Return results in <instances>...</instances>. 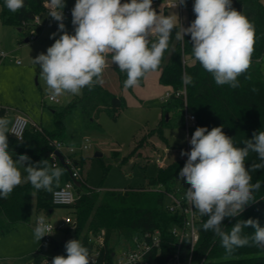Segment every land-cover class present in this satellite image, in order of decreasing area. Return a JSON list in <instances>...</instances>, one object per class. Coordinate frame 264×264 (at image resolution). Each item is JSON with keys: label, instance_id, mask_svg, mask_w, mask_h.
Wrapping results in <instances>:
<instances>
[{"label": "clouds", "instance_id": "clouds-1", "mask_svg": "<svg viewBox=\"0 0 264 264\" xmlns=\"http://www.w3.org/2000/svg\"><path fill=\"white\" fill-rule=\"evenodd\" d=\"M185 3L179 0L180 5ZM4 5L15 13L25 7V0H4ZM65 6V0H46L48 16L59 22L58 32L62 34L55 38L57 33H52L54 43L46 54L32 58L53 101L61 96H79L85 88L91 91L102 85L109 65H116L125 74V89L139 86L146 74L158 70L173 32L181 43L190 36L187 42L191 44L192 60L211 74L217 86L238 88V77L248 73L253 63L255 23L236 10L232 0H194L195 19L188 27L175 13L158 14L153 0H75L71 9L74 34L65 30ZM182 82L187 86L194 79L184 73ZM10 124L7 117H0V199H8L22 183L52 192L63 170L49 165L47 159L34 163L27 154L14 158L9 151ZM189 143L190 151L180 153L187 160L179 177L190 185L184 191L186 203L194 213L207 217L202 229L213 232L229 255L244 246L264 249V227L258 219L237 220L230 230L223 226L226 218L239 217L257 202L255 193L262 183H253L251 173L264 169V131L254 132L251 139L243 141V147H237L222 127H197ZM250 153L256 154L258 163L246 164ZM249 227L254 229L250 236L244 234ZM52 233L53 225L40 215L33 228L34 239L39 242ZM65 249L67 255L53 257L51 264H95L79 239L67 241Z\"/></svg>", "mask_w": 264, "mask_h": 264}, {"label": "trees", "instance_id": "trees-1", "mask_svg": "<svg viewBox=\"0 0 264 264\" xmlns=\"http://www.w3.org/2000/svg\"><path fill=\"white\" fill-rule=\"evenodd\" d=\"M158 0H153V4ZM124 2V0H122ZM46 0H25V7L15 13L10 12L0 0V21L3 26L20 29L21 34L34 33L41 28L35 26V17L45 11ZM65 8L68 7L65 0ZM236 10L242 11L256 27V43L253 63L248 73L238 77L239 87L217 86L208 72L191 58L190 36H185L183 43L175 40L173 32L169 48L165 51L159 72V83L173 92H183L181 97L171 96L161 107V122L149 135L159 134L163 137L165 128L178 122L185 128L184 113L187 109L195 117L194 131L197 127H222L224 133L232 137L237 147H243V141L251 139L254 132L264 131V3L263 0H236ZM195 19L192 9L189 11L188 24ZM123 89L125 74L114 65ZM187 73L194 83L184 85L182 75ZM247 75L251 79H246ZM146 76V75H145ZM145 77L140 81L144 84ZM133 88L126 89L132 91ZM255 89V91H253ZM126 107V100L117 96L102 85H96L91 91L83 89L82 97L66 107L50 108L46 123L40 119L32 121L39 127H30L22 141L8 136L9 150L13 157L27 154L36 163L47 159L49 165L55 166L56 144L78 147L84 140V130L99 129L98 117L102 111L115 116ZM4 117V112L1 113ZM78 122L80 130L72 125ZM148 135V136H149ZM146 140V138H144ZM166 141V139H165ZM142 142L132 151L135 155L142 147ZM186 151V148L183 149ZM187 158L159 168L156 176L148 178V185L122 190L92 189L84 181H77L80 189L79 201L71 208L68 215L73 218L71 226L61 230L67 241L79 239L92 253L99 251L98 264H114L115 255L122 250L133 247V238L142 237L146 232H159L160 247L147 254L148 264H170L176 254L180 261L187 263L192 253L193 264H264V249L255 246L236 248L231 255L221 246L220 240L211 231L201 227L207 217L198 213L196 227L199 241L192 249L191 238L180 240L175 236V229H182L185 216L170 213L164 204L165 195L174 191L179 171ZM259 162L255 153H250L246 164ZM81 171L84 160L76 162ZM61 163L57 166H60ZM252 182L261 181V189L255 193L257 202L246 207L236 218H226L223 226L226 230L237 222L249 218L258 219L264 227V169L251 173ZM163 186L164 192L154 191ZM55 206L50 201V193L36 190L30 183L17 186L8 199H0V239L6 237L23 223H29L32 216L39 214L47 218L54 213ZM254 229L244 230L251 235ZM103 237V245L98 239ZM66 244V243H65ZM62 244V249H65ZM47 257L36 254L33 264H45Z\"/></svg>", "mask_w": 264, "mask_h": 264}, {"label": "rangeland", "instance_id": "rangeland-1", "mask_svg": "<svg viewBox=\"0 0 264 264\" xmlns=\"http://www.w3.org/2000/svg\"><path fill=\"white\" fill-rule=\"evenodd\" d=\"M166 1L164 0V3ZM190 1L194 3V0H186ZM67 3L72 9L75 0H67ZM232 4L235 8L236 0H232ZM182 7V25L187 27L190 6L185 3ZM175 9L180 11L179 8L171 10ZM71 20V15L66 16L63 23L65 30L74 34ZM52 33H57L55 38L62 34L58 32V22L55 20L53 24H45L39 31H35V40L29 39L31 33L21 34L14 27L3 26L0 21V51L7 54L0 57V105L9 108L4 117H7L11 124L18 112H23L31 120L42 117L43 123H46L50 108L66 107L83 95L82 91L79 96H61L57 98L59 103L49 100L45 84L39 78V66L33 64L32 58L40 53L46 54L47 48L54 43V38H50ZM27 39L29 40L26 41ZM103 79L102 86L117 96L124 97L126 107L115 116L108 111H102L98 117L100 128L83 131L85 137L82 143L88 139L86 143L90 148L81 153L84 160L82 180L88 187L101 188L104 191L145 187L148 185V178L156 176L160 167L185 158L180 153L186 148L188 134L192 136L194 127L190 124L187 134L186 129L178 122L172 127L165 128L163 137L157 133L149 135L161 122V107L168 100L165 95L170 90L160 85L156 71L146 74L144 84H139L132 91L121 87L118 73L112 65L105 69ZM72 128L79 131L78 122H75ZM141 142L143 146L133 155L132 151ZM97 153L101 156L96 157ZM157 158L161 159V163L157 162ZM59 167L63 174L59 184H53V190L73 182L75 193L80 194V189L73 181L69 170L63 165ZM21 171L23 175H27L23 169ZM170 203L171 198L167 194L164 204L168 206ZM70 209L55 207L53 216L49 217L52 222L58 223L62 217L68 215ZM34 220L35 216H32L29 223L19 225L12 233L0 239L1 264H33L39 250V256L47 258L65 254L63 250L56 249L61 248L67 240L60 231L55 233L54 242L50 246L40 249L43 238L39 242L34 239Z\"/></svg>", "mask_w": 264, "mask_h": 264}, {"label": "built area", "instance_id": "built-area-1", "mask_svg": "<svg viewBox=\"0 0 264 264\" xmlns=\"http://www.w3.org/2000/svg\"><path fill=\"white\" fill-rule=\"evenodd\" d=\"M165 6L167 8H179L181 10V5L179 4V0L177 1H170L167 0ZM49 9L46 7L45 3V11L42 14H39L35 17L33 24L38 27H42L45 24H53L54 20L48 16ZM64 17L71 15V9L70 7H67L66 9H63ZM31 40L36 39V35L34 33H31V36L29 37ZM7 54L4 52H0V57H5ZM186 92H173L172 90H169L165 98L169 99L171 96L175 95L176 97H181L182 95H185ZM50 100V99H49ZM51 102L59 103V99H56L55 101L50 100ZM9 108L0 105V117L1 113L4 112V116L6 113H8ZM184 119H185V129L188 134L190 124L195 126V117L186 109L184 113ZM36 127L39 129L36 123H34L26 114L23 112H18L15 114L14 119L12 121L11 127H10V133L9 135L13 137L14 139L18 141H22L26 131L30 127ZM191 137L188 134V144L186 146V151H190L191 145L189 143ZM88 139H86L85 143H82L78 147L73 146H66L62 143L56 144V150H55V166L59 165L61 162L59 158L56 156V152L62 153L64 157V161L66 166L70 169L71 176L73 178L74 182L77 181H83L82 180V174L81 171L77 167V163L81 160V153L89 149L90 146L86 143ZM187 158V157H186ZM157 162L161 163V159L157 158ZM190 185H188L183 179L179 178L177 180L176 187L174 191L168 193L169 197L171 198V203L167 206V210L170 213H180L181 215L185 216L184 226L182 229H175L173 231L175 236H178L180 240L184 238H191L192 240V249L199 241V232L196 227V222L198 220V216L196 213H194L190 206L186 203L184 200V191L189 188ZM75 184L73 182H68L65 184V186L55 189L50 193V201L53 206L55 207H73L75 206L79 201V194L77 195L75 193ZM157 192H164L163 186H158L157 188L153 189ZM40 215H37L34 220V227L37 221V218ZM45 216V215H44ZM47 218V217H46ZM47 222L50 225H53V233L51 235H46L43 237L41 248L50 246L54 242V236L57 231H61L65 229L68 226L73 225L74 220L72 217L67 216L63 218L58 223H53L51 220L47 218ZM98 243L100 246L103 245V237H100L98 239ZM160 237L159 232L156 231L155 233H149L146 232L142 237L135 236L133 238V247H129L126 250H122L121 252L117 253L115 255V263L114 264H148V262L145 260L148 253H150L155 248L160 247ZM65 254H60L66 256V249H62ZM40 251V250H39ZM91 256L95 260V264H98L99 261V251H93L90 253ZM53 258V257H52ZM52 258H47L45 264H51ZM1 264V261H0ZM170 264H193L192 263V253L190 256V259L187 263H182L180 261L179 254H176L174 259Z\"/></svg>", "mask_w": 264, "mask_h": 264}, {"label": "crops", "instance_id": "crops-1", "mask_svg": "<svg viewBox=\"0 0 264 264\" xmlns=\"http://www.w3.org/2000/svg\"><path fill=\"white\" fill-rule=\"evenodd\" d=\"M263 3H264V0H263ZM165 4L166 3H164V0H158L157 2H155L154 4H153V8L156 10V12L159 14H162V15H168V14H177V16L179 17V21H180V23L182 24V20H183V14H182V10H183V7H182V5H181V7H182V9L180 10V11H178V10H176L175 9V11L174 10H167L168 8L165 6ZM186 5H188V6H190L189 8L190 9H192V6H193V3L190 1V2H186ZM68 7H69V5H68ZM161 9H162V11H161ZM164 10V11H163ZM178 11V12H177ZM59 23V22H58ZM18 32H20V30L19 29H16ZM0 52H3V51H0ZM114 66V65H113ZM158 73V75H159V72H157ZM163 167V166H162ZM53 216V214L51 215V217ZM67 216H69V215H65L64 217H62L61 218V220L63 219V218H65V217H67ZM51 217H48V219L49 220H51ZM60 220V221H61ZM52 221V220H51ZM54 223V222H53ZM57 232H59V231H57ZM60 232H62V231H60ZM64 237V236H63ZM64 239H65V237H64ZM63 240V239H62ZM57 243H59V242H57ZM61 243V242H60ZM56 249L57 250H62V248H57L56 247Z\"/></svg>", "mask_w": 264, "mask_h": 264}, {"label": "water", "instance_id": "water-1", "mask_svg": "<svg viewBox=\"0 0 264 264\" xmlns=\"http://www.w3.org/2000/svg\"><path fill=\"white\" fill-rule=\"evenodd\" d=\"M20 30V29H19ZM29 39H27L26 41H28ZM56 156L59 158V160H60V162H61V165H63L64 167H66L68 170H69V172H70V169L66 166V164H65V161H64V157H63V155H62V153H60V152H56ZM99 156H101V154H96V157H99ZM70 174H71V172H70ZM76 184H77V186H78V182H75Z\"/></svg>", "mask_w": 264, "mask_h": 264}]
</instances>
